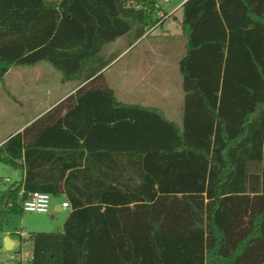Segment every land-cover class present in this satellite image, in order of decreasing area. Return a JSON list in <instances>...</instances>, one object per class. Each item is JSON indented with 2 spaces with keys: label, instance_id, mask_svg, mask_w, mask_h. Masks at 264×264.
Wrapping results in <instances>:
<instances>
[{
  "label": "trees",
  "instance_id": "16d2710c",
  "mask_svg": "<svg viewBox=\"0 0 264 264\" xmlns=\"http://www.w3.org/2000/svg\"><path fill=\"white\" fill-rule=\"evenodd\" d=\"M181 8L179 126L101 72L106 45L154 29V0H0V81L46 63L79 85L0 146L23 173L2 220L33 192L70 206L61 231L27 236L26 264H264V0Z\"/></svg>",
  "mask_w": 264,
  "mask_h": 264
},
{
  "label": "rangeland",
  "instance_id": "374dc122",
  "mask_svg": "<svg viewBox=\"0 0 264 264\" xmlns=\"http://www.w3.org/2000/svg\"><path fill=\"white\" fill-rule=\"evenodd\" d=\"M160 6L164 5V0H155ZM162 18L157 15L153 20L156 24L155 29L151 31L148 38H145L136 48V50L120 54L123 42H116L106 45L102 53L107 58L115 57L113 62L102 71L105 84L114 92L120 100H127L140 105L156 106L163 110L167 119L176 122L179 126L182 123L183 108V90L182 80L179 73V61L185 54V39L181 36L180 24L172 19H164L160 26ZM152 26H150L151 28ZM157 27V28H156ZM138 61V73L142 72V80L133 87L130 98L126 99L120 95L123 90V71L124 67ZM50 71L60 78L59 73L52 67L48 66ZM108 68V69H107ZM107 69V70H106ZM106 70V71H105ZM105 71V72H104ZM104 72V73H103ZM128 81L132 79L128 76ZM52 81V80H51ZM65 88L73 87L78 84L74 81L65 82ZM133 86V85H132ZM122 88V90H121ZM40 102L43 103L44 93L41 95ZM28 101H25V104ZM10 100L7 96L3 84L0 85V126L7 125L10 117L7 115L11 108ZM26 110V108H25ZM36 109H32L35 112ZM28 110L23 116H19L23 121L27 120ZM18 172L0 162V193L5 191L17 179ZM4 178H9L4 182ZM12 181V182H11ZM11 182V184H10ZM63 198L50 197L49 211L45 214L18 212L7 213L4 220L0 216V264H16L12 261V256L17 250H21L22 255L28 256L31 251V244L26 240L30 233H53L59 232L68 216L69 209H56V205H61ZM0 210H5L0 205ZM24 236V242L20 247H14L12 250L5 249L4 237L9 236L11 239H19L18 232Z\"/></svg>",
  "mask_w": 264,
  "mask_h": 264
},
{
  "label": "crops",
  "instance_id": "0c3cea01",
  "mask_svg": "<svg viewBox=\"0 0 264 264\" xmlns=\"http://www.w3.org/2000/svg\"><path fill=\"white\" fill-rule=\"evenodd\" d=\"M48 1H58V0H48ZM184 2H185V0H164V5L160 6L158 4V2L155 1L156 5L159 9V11L156 13V15L158 17L163 18V20L164 19H166V20L172 19V20L176 21L178 24H180L181 36H182V8H181V6ZM162 24H163V22L160 24V26ZM154 29L150 30L149 32H147V34L143 35L141 38H139L133 42H132L130 35L129 36L128 35L123 36V37L119 38L118 40H116L115 42H113V43L123 42L122 43L123 44L122 49L120 50L119 55L129 53V52L136 50L138 45L145 38H148L151 31H153ZM184 46H185V44H184ZM137 62L138 61H135L132 64H130V67L128 65H126L124 67L123 84H125V86L122 87L123 90L121 88L122 91H120V95L122 97H126V99L130 98V94L132 92L133 87L138 84L139 80L140 81L142 80L143 74H142V72L138 73V70H137L138 69V63ZM48 66L49 65L46 63H39V64H37L35 66H31V67H12L5 74L2 81H0V85L3 84V88L5 89L8 98L10 100H12V103H10L11 108H9L10 110H8V112H7V115L10 117V120L8 121L7 125L4 124L5 126H3L2 128L0 126V146L10 136H12L18 132H22L23 129L27 125H29L35 119H37L38 117L43 115L45 112L50 110L53 106H55L57 103H59L64 98H66L68 95L74 93L78 89V87H79L78 84L74 85L73 87L65 88L64 87L66 84L65 82H68V81H63L60 74H59L60 78H58L57 75H55L54 73H52V71H50ZM108 68H110V67H108ZM128 76L132 77V79L130 81H128V79H127ZM42 93H44V100H45L43 103L40 102V100L42 99L40 95ZM113 93H114L116 99L123 104L140 105V104H137L134 102H128L127 100H120L119 99L120 96L118 97L116 92H114V91H113ZM135 97H137V96H133L132 98H135ZM132 98H130V99H132ZM25 101H28V102L25 104ZM140 106L157 108L165 116L163 110L159 107L147 106V105H140ZM25 108H26V110H28L27 113L29 114L28 115L29 118L27 120L23 121L22 119L19 118V116H23L26 113ZM33 108L36 109L35 112H32ZM182 113H183V108H182ZM172 122H174V121H172ZM14 169L18 172L17 179L14 181V183L20 182L23 178V173L16 168H14ZM4 179L9 180V178H4ZM11 182H10V184H11ZM60 198H63L62 203L67 202L64 196H61ZM56 209L60 210V206L56 205ZM22 236L24 237L25 235L22 234ZM7 238L12 242L11 250L14 247L19 246V239L20 238L13 240V239H11V237L5 236L4 241H6Z\"/></svg>",
  "mask_w": 264,
  "mask_h": 264
},
{
  "label": "built area",
  "instance_id": "2783aa9c",
  "mask_svg": "<svg viewBox=\"0 0 264 264\" xmlns=\"http://www.w3.org/2000/svg\"><path fill=\"white\" fill-rule=\"evenodd\" d=\"M8 179H4V182H8ZM50 195L47 193L42 192H33L27 194V197L25 200L20 202V209L22 212H28V213H37V214H45L49 211V200ZM60 209H70V206L68 202H64L60 205ZM20 238H24L19 231L17 233ZM32 259V253L30 251L29 255H22L21 250H19L18 253L15 252V255L12 256L11 260L20 262L21 264L29 263Z\"/></svg>",
  "mask_w": 264,
  "mask_h": 264
},
{
  "label": "water",
  "instance_id": "95a60500",
  "mask_svg": "<svg viewBox=\"0 0 264 264\" xmlns=\"http://www.w3.org/2000/svg\"><path fill=\"white\" fill-rule=\"evenodd\" d=\"M12 242L7 238L5 241V249L11 250Z\"/></svg>",
  "mask_w": 264,
  "mask_h": 264
}]
</instances>
